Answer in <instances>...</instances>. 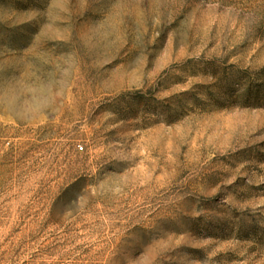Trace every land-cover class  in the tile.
Masks as SVG:
<instances>
[{
    "label": "rangeland",
    "instance_id": "rangeland-1",
    "mask_svg": "<svg viewBox=\"0 0 264 264\" xmlns=\"http://www.w3.org/2000/svg\"><path fill=\"white\" fill-rule=\"evenodd\" d=\"M0 264H264V0H0Z\"/></svg>",
    "mask_w": 264,
    "mask_h": 264
}]
</instances>
